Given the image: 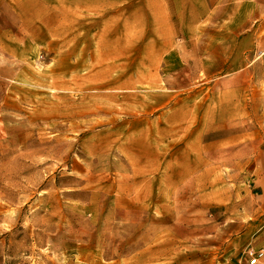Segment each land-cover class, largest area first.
Instances as JSON below:
<instances>
[{"label":"rangeland","instance_id":"374dc122","mask_svg":"<svg viewBox=\"0 0 264 264\" xmlns=\"http://www.w3.org/2000/svg\"><path fill=\"white\" fill-rule=\"evenodd\" d=\"M233 1L0 0V264H250L264 24Z\"/></svg>","mask_w":264,"mask_h":264},{"label":"crops","instance_id":"0c3cea01","mask_svg":"<svg viewBox=\"0 0 264 264\" xmlns=\"http://www.w3.org/2000/svg\"><path fill=\"white\" fill-rule=\"evenodd\" d=\"M221 0H216V3L220 2ZM237 0H235L236 2ZM242 3L239 7V9L242 8L243 14L245 16L249 17L250 22L259 21L263 22L264 24V0H241ZM228 7H230L231 2H234L233 0H226ZM215 9V6H213ZM264 210H262L263 214ZM264 226V225H263ZM256 246L254 249L257 250V252H260L261 250L264 251V227L257 233L256 235ZM243 239H246V234L241 236V241ZM253 255V254H252Z\"/></svg>","mask_w":264,"mask_h":264},{"label":"built area","instance_id":"2783aa9c","mask_svg":"<svg viewBox=\"0 0 264 264\" xmlns=\"http://www.w3.org/2000/svg\"><path fill=\"white\" fill-rule=\"evenodd\" d=\"M251 257L252 259L250 260V264H261V261L264 259V251L261 250Z\"/></svg>","mask_w":264,"mask_h":264}]
</instances>
